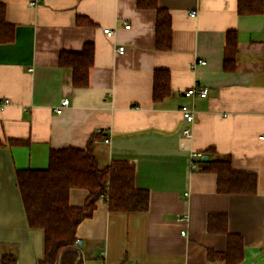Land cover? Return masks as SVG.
Wrapping results in <instances>:
<instances>
[{
	"label": "crops",
	"instance_id": "0c3cea01",
	"mask_svg": "<svg viewBox=\"0 0 264 264\" xmlns=\"http://www.w3.org/2000/svg\"><path fill=\"white\" fill-rule=\"evenodd\" d=\"M30 1L0 0L15 32L0 43V101L10 99L0 108V264L3 255L39 264L45 254L43 232L28 224L17 170L49 167L52 149L85 148L97 129L99 166L133 162L135 186L151 200L146 212L119 213L101 197L77 227L82 264H224L208 257L227 248V235L209 230L214 213L226 214L228 232L243 239L239 264H264V12L240 15L237 0H158L173 26L171 47L159 49L158 11L137 0ZM230 30L231 71L224 68ZM85 43L94 44V63L80 88L59 56ZM158 69L170 72L171 94L154 102ZM195 84L208 95L186 96ZM65 97L69 105L57 112ZM185 103L195 114L190 138L183 135ZM226 156L234 170L257 175L256 193L218 192L217 174L203 168ZM88 195L72 188L69 203L83 206Z\"/></svg>",
	"mask_w": 264,
	"mask_h": 264
},
{
	"label": "trees",
	"instance_id": "16d2710c",
	"mask_svg": "<svg viewBox=\"0 0 264 264\" xmlns=\"http://www.w3.org/2000/svg\"><path fill=\"white\" fill-rule=\"evenodd\" d=\"M139 8H154L156 19V47L169 49L172 45L171 15L158 6V0H137ZM240 15H259L264 12V0H237ZM6 7L0 2V43L14 39V26L5 20ZM80 22V21H79ZM236 34L227 33L224 68H235ZM95 47L85 43L81 51H63L59 64L72 69V83L75 87L89 85V72L94 63ZM170 72L158 69L154 72L152 98L154 102L164 100L171 94ZM93 135L85 148H54L49 155V167L43 169L17 170V184L22 194L23 205L29 226L43 232L44 255L39 264H82V254L76 243L77 227L93 215L96 202L102 197L112 212L143 213L149 208L150 195L135 185L136 166L127 160H113L107 166H99L94 153L93 142L100 138ZM23 143L22 140H13ZM0 145L2 142L0 140ZM208 152L215 153L214 148ZM205 171L217 174L219 193L254 194L257 192L258 177L255 173L239 172L233 169L230 156L208 160ZM72 188L89 191L83 206H71L69 193ZM209 230L227 235L224 251L209 250L212 261L224 264H239L243 260V239L241 235L228 232L226 214L209 215ZM12 256L3 255L1 264H13Z\"/></svg>",
	"mask_w": 264,
	"mask_h": 264
},
{
	"label": "built area",
	"instance_id": "2783aa9c",
	"mask_svg": "<svg viewBox=\"0 0 264 264\" xmlns=\"http://www.w3.org/2000/svg\"><path fill=\"white\" fill-rule=\"evenodd\" d=\"M38 0H31L29 3L31 6L35 5L37 3ZM192 16L195 15V13L191 14ZM130 25H126V28H129ZM104 33L107 36H113L114 34V30L111 28H104ZM119 53H123L124 51V46H120L119 47ZM202 64L205 63V61H201ZM184 94L188 97H192V96H200V97H206L208 95V89L207 87H203L201 85L195 84L194 86H192L191 88H189L188 90H186L184 92ZM10 102L9 98H5L4 100L0 101V108L4 109L5 106ZM70 103L69 98H63L61 103L55 108V110L57 112H61L63 110L64 107L68 106ZM181 112L183 114V120L185 122V127L183 129V135L186 137H192V124L194 123L195 120V114H194V109L192 107H190L189 105H187L186 103L184 105H182L181 107ZM102 130L101 129H97L96 134H101ZM261 139H264V134L260 136ZM105 142H110L109 138H105L104 139ZM203 157V153L201 152H194L193 153V158H201ZM185 216H183L184 218ZM182 235H185V232H182ZM79 240L76 241V243L78 244ZM212 264H220V263H212Z\"/></svg>",
	"mask_w": 264,
	"mask_h": 264
}]
</instances>
